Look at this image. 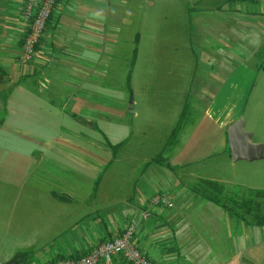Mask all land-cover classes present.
Here are the masks:
<instances>
[{"label": "crops", "instance_id": "crops-1", "mask_svg": "<svg viewBox=\"0 0 264 264\" xmlns=\"http://www.w3.org/2000/svg\"><path fill=\"white\" fill-rule=\"evenodd\" d=\"M200 2L214 14L194 15ZM25 3L0 0V118L5 115L0 180L20 189L16 200L27 185H38L31 186V198L37 192L47 199V207L37 201V211L50 219L45 237L0 263L18 264L15 257L35 249L41 251L28 264L79 258L135 223L132 243L152 264H264V226L242 222L190 190L203 178L192 171L199 160L204 168L219 167L209 165L217 158L233 162L228 128L249 107L259 81L264 87V60H258L264 50V0H189L184 6L160 0L159 12L150 17L141 0H60L34 57L24 63L20 55L31 25ZM220 7L223 15L214 10ZM192 21L208 37V50L196 46L195 52L217 67L210 78L222 88L206 112L193 118L190 138L179 139L161 164L147 166L149 159L140 165L129 155L117 159L110 145L129 136L120 120L129 115L133 91L126 89L127 74L133 71V87L135 55L138 61L144 40L152 39L151 27L157 25L164 40L157 47L163 56L169 38L186 29L193 33ZM219 41H235L239 50L218 46ZM187 157L191 160L184 162ZM160 191L171 193L175 206L152 209L144 219L150 198ZM97 264L130 262L116 255Z\"/></svg>", "mask_w": 264, "mask_h": 264}, {"label": "rangeland", "instance_id": "rangeland-1", "mask_svg": "<svg viewBox=\"0 0 264 264\" xmlns=\"http://www.w3.org/2000/svg\"><path fill=\"white\" fill-rule=\"evenodd\" d=\"M141 1L145 4L148 17L159 12L160 0ZM180 1L181 6H184V2H189V0ZM196 5L199 7L194 8V15L214 14V11L207 8L206 4L200 2ZM214 10H220V15L224 14V9L221 7ZM180 15L182 16V13ZM192 29V34L190 31L186 32L188 31L186 29L178 32L174 39L169 38L168 41L171 43L164 46L165 54L160 56L157 54V47L164 40L159 39L157 25L151 27L150 32L154 35L150 34L152 39L144 40L140 48L139 59L138 61L135 59L136 72L133 78L132 97L136 115H125L127 120H120V125L129 130V136L124 140V142L127 141V145L117 148V159L126 160L129 155L130 159L133 157L141 165V160L148 161L157 158L161 151L165 152L164 158L170 157L173 154L170 150L177 146L179 139L181 141L190 138L188 133L195 122L193 118L201 117L206 112L218 93L217 91L222 88V84L210 78L213 69L217 67L208 65L196 54L198 52L195 49L196 46L202 50H208L207 35L195 21H192ZM232 42L234 44L228 45L227 42L223 44L220 41L216 44L230 50H239L235 47L236 42ZM235 60L238 62L239 58L235 57ZM258 60H264V52L259 54ZM262 68L260 66V69ZM207 86L208 88L203 89ZM261 96H264V87L259 81L253 89L249 107L246 106L245 111L238 118L244 119L246 130L256 131V135L252 138L254 143L264 142L259 141L264 138L259 136V133L264 131V124L255 125L252 121L247 123L246 119L264 121V98L258 102ZM252 105L253 108H251ZM126 107L127 105H123L122 111ZM181 118H183V126L180 127L183 129L179 130L173 139L172 133L179 125ZM180 133H182L181 136ZM173 140L176 141L172 142ZM167 143H170L171 147L167 146L168 148L163 151ZM190 160V157H187L184 162ZM203 163V159L199 160L198 166L192 169L197 176L214 180H234L236 182L234 185L248 181L251 185L264 189V160L233 163L225 158H217L216 161L209 163L210 166L218 164L217 168H204ZM31 186L37 187L38 185H27L25 190L21 191L23 195L21 200H16L15 195L20 189H17L14 183H5L0 180L1 260H4L11 252L14 254L18 248H26L25 246L31 244L34 239L45 237L48 231L47 225L50 219L48 213L37 211V201L47 207V199L35 192L33 200L31 193L34 191H29ZM45 207L41 208L45 209ZM42 246L37 247L42 248ZM40 251L41 249H35L34 252L38 254Z\"/></svg>", "mask_w": 264, "mask_h": 264}, {"label": "built area", "instance_id": "built-area-1", "mask_svg": "<svg viewBox=\"0 0 264 264\" xmlns=\"http://www.w3.org/2000/svg\"><path fill=\"white\" fill-rule=\"evenodd\" d=\"M58 0H27L24 16L31 19V27L27 34L20 60L24 63L29 62L35 55L38 44L45 31L48 19L57 4ZM175 206L173 195L167 191H160L153 195L148 204V210L144 211L142 217L146 219L152 209L165 208L170 209ZM136 232V224L130 223L123 234L113 240L106 241L97 246L89 254L79 258H59L51 264H97L100 259L123 255L130 264H152L144 254L136 248L133 243V237Z\"/></svg>", "mask_w": 264, "mask_h": 264}, {"label": "trees", "instance_id": "trees-1", "mask_svg": "<svg viewBox=\"0 0 264 264\" xmlns=\"http://www.w3.org/2000/svg\"><path fill=\"white\" fill-rule=\"evenodd\" d=\"M247 2L256 3L257 0H244ZM38 48V47H37ZM37 50V49H36ZM264 52V50L262 51ZM261 52V53H262ZM137 54V49H136ZM135 55V59H136ZM135 62V61H134ZM264 69V63L262 65ZM132 70H129L127 74V86L126 89L132 93L131 87V77ZM7 95V93H6ZM5 115L0 118V127L4 122ZM179 125L175 127L172 133V138L174 139L177 135L176 133L182 129L183 118L180 119ZM180 127V128H179ZM173 140L172 142H175ZM127 141L122 142L118 145H110L113 154L117 155V148L126 144ZM170 143H168V147ZM167 147V148H168ZM166 148V149H167ZM231 153V152H230ZM165 152H160L157 158L151 160L148 165L151 164H161L163 162ZM190 190L196 195L204 198L226 210L228 213L238 218L240 221L245 222L249 225L264 226V189H252L248 187H243L240 185H234L225 182L213 181L210 179H199L198 183L192 184ZM44 250V249H43ZM34 254L33 250L26 251L18 258V264H27L30 260L31 255Z\"/></svg>", "mask_w": 264, "mask_h": 264}, {"label": "water", "instance_id": "water-1", "mask_svg": "<svg viewBox=\"0 0 264 264\" xmlns=\"http://www.w3.org/2000/svg\"><path fill=\"white\" fill-rule=\"evenodd\" d=\"M134 113V99L133 97H131L127 114L134 115ZM253 135L254 134L252 131L246 130V123L243 118L238 119L236 122L232 123L229 126L228 140L231 158L234 163H237L239 161L254 162L264 160V142L254 143L252 141ZM38 254L32 255L27 264L30 263L32 261V258H34ZM18 258V256L15 257L12 262H18ZM6 264L12 263L9 262Z\"/></svg>", "mask_w": 264, "mask_h": 264}, {"label": "bare ground", "instance_id": "bare-ground-1", "mask_svg": "<svg viewBox=\"0 0 264 264\" xmlns=\"http://www.w3.org/2000/svg\"><path fill=\"white\" fill-rule=\"evenodd\" d=\"M27 1V0H26ZM59 1L60 0H58V2H57V4H56V6H55V8H54V10H53V12H52V15L54 14V12H55V9H56V7H57V5H58V3H59ZM25 5H26V3H25ZM52 15L50 16V18L48 19V22H49V20L51 19V17H52ZM29 20H31V19H29ZM48 22H47V24H48ZM31 23H32V21H31ZM30 27H31V25H30ZM46 27H47V25H46ZM29 30H30V28H29ZM45 30H46V28H45ZM45 32V31H44ZM28 33H29V31H28ZM27 33V34H28ZM43 35H44V33H43ZM27 36V35H26ZM43 37V36H42ZM26 38V37H25ZM41 40H42V38H41ZM40 40V41H41ZM24 41H25V39H24ZM40 43V42H39ZM24 44V43H23ZM39 45V44H38ZM23 48V47H22ZM21 56V55H20Z\"/></svg>", "mask_w": 264, "mask_h": 264}]
</instances>
